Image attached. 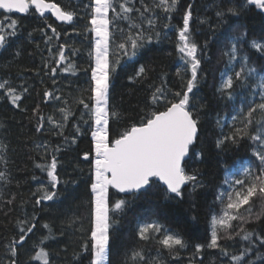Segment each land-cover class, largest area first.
<instances>
[{"label":"snow or ice","instance_id":"snow-or-ice-1","mask_svg":"<svg viewBox=\"0 0 264 264\" xmlns=\"http://www.w3.org/2000/svg\"><path fill=\"white\" fill-rule=\"evenodd\" d=\"M255 6L264 12V0H220L215 5V15L218 26L233 17H240L248 6ZM85 8H90L87 23L84 28L85 39L89 41V60L87 74L90 78L87 87L81 90L79 97L72 96L71 103L62 96L55 99L62 103L57 109L60 118L47 117V122L53 126L55 135H63L65 126L75 119L72 105L82 108L80 120L87 125L90 132V148L82 155L83 161L89 163L87 177V227H83V218L70 217L66 221L68 227L75 228L78 223L82 226L84 241L80 245L81 253L88 256V264H111L112 228L116 221L113 219L123 213L130 203L126 199L112 200L114 194H130L136 196L141 190H146L156 181L165 187V198L185 199V188L191 186L187 196L191 197L197 189L204 187L199 169L188 170L190 159L199 160L201 153L194 152L195 142L199 137L200 118L199 110H194L192 102L193 90L200 83L203 72V62L207 56L204 51L207 41L200 45L195 38L192 27L194 5L187 4L181 7V0H90ZM34 12L44 17L51 13L57 21L71 26L76 11L62 7L52 0H0V47L8 44L9 37L17 34L18 19H12L13 13ZM176 20L177 23H171ZM119 21L126 23V28H120ZM201 19L200 24L207 23ZM5 25L10 31L5 32ZM51 27V25H49ZM162 27L167 31L157 29ZM231 28V25H228ZM242 26L233 28L231 39L227 40L221 57L226 58L225 71L216 87V92L222 99L232 100L237 88L247 90L253 99L231 116L229 130L223 131L224 125L217 120L221 132L216 140L215 147L223 150L226 144L239 147L241 141H249L251 155L254 160L239 173V178L225 179L227 189L220 190L214 197L209 209L208 236L204 243L194 245V256H199L205 249L218 250L222 257L227 258L228 264H253L248 253L256 254L257 259L264 261V227L257 232L251 225L264 226V65L257 68L252 65L249 51L264 56V36L248 40L247 32ZM73 31H77L73 28ZM174 33V38L168 35ZM53 37L59 38L60 33L52 28ZM31 35V34H29ZM67 35V33H65ZM159 42L167 39L174 44L175 53L181 66L176 75L180 79L179 89L173 90L161 81L159 86L152 85L148 101L140 109L138 120L132 119L122 129L112 130V121L119 123L122 119L118 111L113 110L110 104L112 80L116 72V65L122 58L132 60L147 44L153 40ZM52 42L49 37L47 43ZM67 44L58 46L57 65H62L67 59L65 49ZM113 48L117 56L113 61ZM79 49H73L72 55H77ZM19 54V53H17ZM45 67L48 64L45 63ZM75 65L69 63L67 68H51L55 75L57 71H72ZM147 77V69L141 65L134 75L128 77L130 82L143 81ZM0 90L10 104L19 107L21 94L7 80L0 82ZM24 92L26 88L22 89ZM52 93L45 91V99L52 97ZM259 97V101L255 97ZM246 109V110H245ZM36 118V132L43 130L44 117L40 115L39 107L33 110ZM87 117V119H85ZM77 137L84 134L79 124L73 125ZM67 142V137H65ZM7 145H0V160H4L2 153ZM43 148L46 160L44 164H35L42 172H46L48 184H41L38 192L42 195L35 200L55 201L60 196L58 185L62 183L58 174L56 153L59 147L49 151L48 145H36ZM51 157L50 160L47 157ZM6 163V161H4ZM220 167L227 169V161H219ZM33 179H37L35 176ZM0 181L7 182V173L0 171ZM77 185V181L63 183ZM114 190V192L110 191ZM35 195V194H34ZM14 203L13 200L7 201ZM23 204V201H22ZM36 217L31 220H18V237L8 241L4 248L7 251V264H21V251L30 233L36 228ZM48 229L49 236H45L39 244L33 247L32 253L23 264H54L52 253L47 250L45 241L55 237L51 235L49 224L43 225ZM81 230V229H77ZM64 233L61 232L60 235ZM136 235L140 241L152 242L156 245V257H145L143 249L132 250L131 257L125 253V264H161L160 253L167 251L169 256L179 257L182 250L189 245L182 230L161 223L153 219L141 223ZM246 242L238 250H230L227 242ZM258 245V247H256ZM81 253H74V259ZM58 255V253H57ZM189 264H193L190 259ZM200 264H203L201 261Z\"/></svg>","mask_w":264,"mask_h":264},{"label":"trees","instance_id":"trees-1","mask_svg":"<svg viewBox=\"0 0 264 264\" xmlns=\"http://www.w3.org/2000/svg\"><path fill=\"white\" fill-rule=\"evenodd\" d=\"M59 3L64 8L73 9L77 15L74 17L75 23L69 26L66 23L57 21L51 13H46L44 17L34 12L13 13L12 19H18L19 27L14 37H9V43L0 47V82L7 80L21 94L19 107H15L8 102L0 90V145H7L2 155L4 160H0V171L7 173V182L0 181V264H7V251L4 245L18 237V220L29 219L35 216L36 228L29 234L27 242L21 251V264L26 261L32 253L33 247L45 236H49L48 229H44L45 223L49 224L55 238L45 241L47 250L52 253L54 264H88V256L81 253L80 245L84 241V234L80 223L75 228L68 227L66 221L70 217L83 218V227H87V177L89 163L83 161L82 155L90 148V132L87 125L80 120L82 108L72 105L75 119L71 120L63 129V135H55L51 124L47 122V117L54 116L60 118L57 111L62 106L55 97L62 96L69 100L71 97H79L81 90L87 87L90 78V71L86 74L89 60V41L85 39L84 28L88 19L90 8H85L90 0H52ZM220 0H181V7L187 4L194 5L192 27L195 38L200 45L207 41V53L203 62L202 79L197 88L193 90L192 102L194 110H199L200 128L199 137L195 142L193 151L201 153L199 160L193 158L188 161L189 168L199 169L204 187L199 188L187 196L189 187L185 188V199L165 198V187L156 181L146 190H141L136 196L130 194H114L112 200L126 199L130 203L123 213L115 216L116 221L112 228L111 264H125V253L131 257L132 250L143 249L145 257H156V245L152 242L140 241L136 235V230L141 223L159 219L161 223L173 228H179L184 234L188 247L182 250L179 257L169 256L167 251L160 253L161 264H228V260L222 257L218 250L205 249L199 256H194V245L204 243L208 236V218L210 207L214 197L220 190L228 188L224 183L225 179L231 180L233 177L239 178V173L254 160L251 155L249 141H241L239 147L226 144L223 150L215 147L216 140L221 132V127L217 125V120L224 125L223 131L229 130L231 116L236 114L248 100L253 99L247 90L236 89L232 100L222 99L216 92L221 73L225 71L226 58L221 57L227 40L234 34L232 29L242 26L241 30L247 32L248 40L264 36V12L256 9L255 6H248L240 17H233L224 24L218 26L215 5ZM201 19L208 22L200 24ZM0 21L3 15L0 14ZM171 23L176 24V20ZM51 25V27H49ZM120 28H126L123 21H119ZM228 25L232 27L229 28ZM52 28H56L60 33L59 38L53 37ZM75 28L77 31H73ZM5 32L10 31L5 25ZM162 33L167 31L162 27L157 29ZM67 33V35H65ZM31 34V35H29ZM174 38L173 32H168ZM49 37L52 42L47 43ZM67 44L65 49L67 59L62 65H57L58 46ZM73 49H79L77 55H72ZM19 53V54H17ZM252 65L260 68L264 65V56L249 51ZM116 50L113 48V61L116 60ZM45 63L48 67H45ZM69 63L75 65L72 71H57L55 75L51 73V68H67ZM141 65L147 69V77L143 81L130 82L128 77L135 74V70ZM181 66L178 60L175 47L167 39L147 44L140 53L132 60L122 58L116 65V72L112 80L110 104L113 110L121 114V121H112V130L116 132L122 129L132 119L138 120L140 109L148 101L152 85L159 86L163 80L167 87L177 90L181 81L176 75V70ZM26 88L24 92L22 89ZM48 91L52 97L45 99L43 93ZM255 99L259 101V97ZM39 107L40 115L44 117L43 130L36 132V118L33 110ZM246 110V109H245ZM87 119V117H85ZM79 124L81 132L76 143H72L73 136L76 135L73 125ZM67 137V142L65 141ZM48 145L49 151L59 147L60 152L56 153L58 164V174L62 183L58 185L60 196L55 201L43 200L39 205L35 200L42 195L38 192L41 184L47 186L48 179L46 172H42L35 164H44L43 148L37 149L36 145ZM48 160L51 157H47ZM227 161L229 167H220L219 161ZM6 161V163L4 162ZM37 179H33V177ZM64 181H77L78 184L63 183ZM114 192V190H110ZM35 194V195H34ZM8 204L7 201L13 200ZM23 201V204H22ZM260 231L261 225H251ZM81 229V230H77ZM63 232V235L60 233ZM230 250L240 249L246 242H227ZM258 247V245H256ZM264 254V249H259ZM58 253V255H57ZM74 253H81L74 259ZM248 258L253 264H264V261L257 259L256 254L249 252ZM37 264V262H34ZM128 264H131L129 260Z\"/></svg>","mask_w":264,"mask_h":264},{"label":"water","instance_id":"water-1","mask_svg":"<svg viewBox=\"0 0 264 264\" xmlns=\"http://www.w3.org/2000/svg\"><path fill=\"white\" fill-rule=\"evenodd\" d=\"M19 14H23V13H19ZM55 18V17H54ZM59 22H61V21H59Z\"/></svg>","mask_w":264,"mask_h":264}]
</instances>
